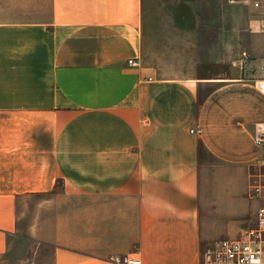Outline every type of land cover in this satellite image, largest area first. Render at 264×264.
<instances>
[{
    "label": "crops",
    "instance_id": "1",
    "mask_svg": "<svg viewBox=\"0 0 264 264\" xmlns=\"http://www.w3.org/2000/svg\"><path fill=\"white\" fill-rule=\"evenodd\" d=\"M261 80L264 4L0 0V264H203L255 207Z\"/></svg>",
    "mask_w": 264,
    "mask_h": 264
},
{
    "label": "built area",
    "instance_id": "2",
    "mask_svg": "<svg viewBox=\"0 0 264 264\" xmlns=\"http://www.w3.org/2000/svg\"><path fill=\"white\" fill-rule=\"evenodd\" d=\"M251 1L255 7H261L264 0ZM134 64V60H129ZM259 89L264 92V80L259 81ZM201 134V129H191ZM255 142L261 148V161L264 166V124L256 127ZM255 199L261 201L257 209L256 225L248 227L238 238H223L215 242L202 253L203 264H264V176L262 182L252 189ZM121 264H142L138 258L123 256L116 259Z\"/></svg>",
    "mask_w": 264,
    "mask_h": 264
},
{
    "label": "rangeland",
    "instance_id": "3",
    "mask_svg": "<svg viewBox=\"0 0 264 264\" xmlns=\"http://www.w3.org/2000/svg\"><path fill=\"white\" fill-rule=\"evenodd\" d=\"M193 7H197L200 11H202V17H205V19L208 20L209 16H212L213 14L215 15V7L220 6L217 3L214 2H187ZM209 8H213V13L211 15L205 14L206 12H208ZM208 17V18H207ZM204 19V20H205ZM264 176V166H263V162L261 161V159L258 161V164L252 174V185L250 188V192H249V198L252 202H254L255 207L253 209V212L250 214L249 219L245 222V227L241 230H239L234 238H238L248 227H254L256 225V217H257V209L259 207V205L261 204V201L257 200L254 198V196L252 195V189L255 185H258L260 182H262ZM221 240V239H220Z\"/></svg>",
    "mask_w": 264,
    "mask_h": 264
}]
</instances>
